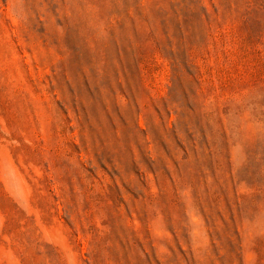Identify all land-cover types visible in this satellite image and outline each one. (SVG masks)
<instances>
[{"label": "rangeland", "instance_id": "1", "mask_svg": "<svg viewBox=\"0 0 264 264\" xmlns=\"http://www.w3.org/2000/svg\"><path fill=\"white\" fill-rule=\"evenodd\" d=\"M0 264H264V0H0Z\"/></svg>", "mask_w": 264, "mask_h": 264}]
</instances>
